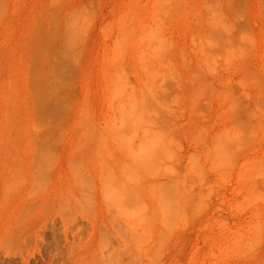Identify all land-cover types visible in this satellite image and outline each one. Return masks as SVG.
<instances>
[{
    "label": "rangeland",
    "instance_id": "1",
    "mask_svg": "<svg viewBox=\"0 0 264 264\" xmlns=\"http://www.w3.org/2000/svg\"><path fill=\"white\" fill-rule=\"evenodd\" d=\"M0 264H264V0H0Z\"/></svg>",
    "mask_w": 264,
    "mask_h": 264
}]
</instances>
